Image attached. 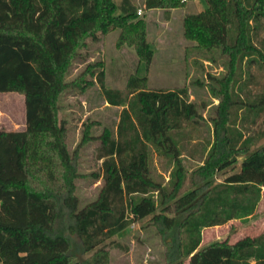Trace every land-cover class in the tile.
Listing matches in <instances>:
<instances>
[{"label": "trees", "instance_id": "obj_1", "mask_svg": "<svg viewBox=\"0 0 264 264\" xmlns=\"http://www.w3.org/2000/svg\"><path fill=\"white\" fill-rule=\"evenodd\" d=\"M186 1L144 0V6L169 11ZM207 2L208 8L185 15L184 34L200 47L222 49L228 71L210 75L220 98L215 139L192 173L193 188L181 194L187 168L171 134L200 115L187 87L150 88L137 67L125 91L109 87L101 69L97 80L106 100L124 107L116 134L106 128L99 137L101 170L92 175L104 183L81 207L79 148L92 135L86 132L69 150L58 113L72 84L65 72L87 38L113 29L149 65L155 50L146 21L133 0H0V92L23 93L26 108L24 130L0 128V264H110L106 241L150 215L162 234L173 236L168 264L189 257L190 264H264V233L201 247L203 227L253 214L264 187V119L259 130L246 132L264 117V0ZM152 143L174 158L171 188L151 175ZM239 160L216 183V174Z\"/></svg>", "mask_w": 264, "mask_h": 264}, {"label": "rangeland", "instance_id": "obj_2", "mask_svg": "<svg viewBox=\"0 0 264 264\" xmlns=\"http://www.w3.org/2000/svg\"><path fill=\"white\" fill-rule=\"evenodd\" d=\"M119 4L121 3L120 0ZM138 6V14L145 19L147 39L155 50L153 60L148 65L137 53L136 45L120 41V29L107 33L98 31V38H87L86 45L79 48L77 55L67 71L65 79L70 84L59 98V117L68 129L67 144L73 152L82 142L87 132L92 138L79 148V172L76 179V192L80 205L84 207L97 198L103 185V178L92 175L101 170L102 159L98 157L101 145L100 135L106 128L113 135L123 105L109 103L97 80L101 69L106 71V83L109 87L127 90V81L136 72L147 76L150 88H176L186 86L189 100L194 102L200 112L196 118L184 122L181 128L171 131L181 149V158L185 164L186 178L181 194L193 188V171L204 164L214 143V117L218 113L220 98L211 86L217 82L211 78L223 77L228 71V56L220 48L207 49L197 42L186 38L183 18L187 13L208 8L207 0L186 1L179 8L146 9L144 0H133ZM258 71L257 68H254ZM77 80V81H76ZM84 81L83 86L73 84ZM254 88V86H253ZM255 90V89H254ZM263 118L252 125L255 132L263 126ZM0 128L24 130L26 128L25 96L21 92H0ZM242 159V157H240ZM241 160L216 174V183L240 167ZM175 162L172 155L164 154L151 144V175L171 188L174 180ZM159 200L158 192L151 193ZM140 197V195H136ZM151 215L133 222L126 229L113 235L106 241L110 251V264H168L166 260L167 242L173 236L162 234L157 225L150 221ZM264 233V187L262 198L255 212L247 217L232 219L224 224L203 227L201 247L216 241L236 240ZM91 252L78 256L87 257ZM185 264H190V257Z\"/></svg>", "mask_w": 264, "mask_h": 264}, {"label": "crops", "instance_id": "obj_3", "mask_svg": "<svg viewBox=\"0 0 264 264\" xmlns=\"http://www.w3.org/2000/svg\"><path fill=\"white\" fill-rule=\"evenodd\" d=\"M120 1H122V0H120ZM196 2H198L199 0H195ZM116 2H117V0H116ZM200 2V1H199ZM118 4H119V1L117 2ZM151 10V9H150ZM201 10H203V9H201Z\"/></svg>", "mask_w": 264, "mask_h": 264}, {"label": "built area", "instance_id": "obj_4", "mask_svg": "<svg viewBox=\"0 0 264 264\" xmlns=\"http://www.w3.org/2000/svg\"><path fill=\"white\" fill-rule=\"evenodd\" d=\"M138 12L141 13V9Z\"/></svg>", "mask_w": 264, "mask_h": 264}]
</instances>
